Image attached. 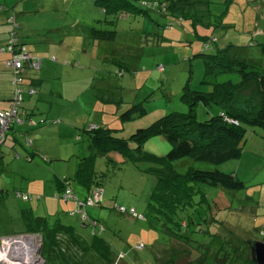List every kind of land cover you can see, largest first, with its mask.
<instances>
[{
    "label": "rangeland",
    "instance_id": "obj_1",
    "mask_svg": "<svg viewBox=\"0 0 264 264\" xmlns=\"http://www.w3.org/2000/svg\"><path fill=\"white\" fill-rule=\"evenodd\" d=\"M213 1L216 3L212 5L210 11L219 17L223 16L227 25L203 19V23L196 26L198 34L192 27L188 30V21L167 27L170 19L152 10L149 17L147 13L135 12L121 13V16L114 18L104 6L95 4L93 0H0L2 6L0 23L4 24V19L1 18L14 8L18 24L17 33L27 47L36 52L44 59L43 61L45 59L51 61L53 56L58 59V64L43 62L42 73L47 76L44 82L46 89L62 91L83 88L77 95V101L69 99L68 102L63 96L62 100L52 101L53 106L68 104V113L72 115L71 117L83 116L88 120L87 123L97 122L112 129V135L115 137L129 138L137 129L149 126L168 113L186 112L188 103L182 97L185 90L189 92L212 89L210 84L202 82L205 65L204 57L200 54L202 46L199 36H215L217 42L214 47L231 45L227 47L230 55L246 60L250 57L254 65L264 69V55L259 45L264 43V0H232L230 4H224V0ZM106 18H112L115 23L105 22ZM207 23L210 24L207 26ZM91 27L98 30H115L116 37L112 41L94 42L88 32ZM147 31L162 34L165 37L163 44H156L153 38L149 37V44L144 43ZM209 52H212V49L207 53ZM64 61H67V64L64 65ZM118 67L123 70L122 75L114 73ZM240 78V74L234 70L215 76V80L220 83L227 80L237 83ZM185 87L187 89H184ZM255 93L253 85H246L245 91L236 93L239 99L237 103H252ZM47 98L53 96L47 95ZM138 105L144 108L143 114L133 113L130 119L121 116L127 108ZM134 110L136 108L131 112ZM218 111L219 108L214 103H198L195 109L196 120H205ZM57 119L62 124L71 123L63 116H58ZM44 124L54 125L51 121ZM81 126L74 127L70 135L69 132L61 133L59 140L62 142L63 153L60 157H52L54 154L52 152L50 156L37 153L30 162L23 155L16 158L13 152L8 153L5 167H0L4 185L2 190H5L7 195L5 201L10 202L9 204L15 208L25 206L27 200L24 202L17 199L14 191L24 186L26 180L37 179L44 183V186L32 187L35 185L32 183L31 187L36 191L30 194L31 199H34V209L42 213L44 199L36 200L39 198L38 195L44 198L51 197L58 202L52 196L53 191L48 193L47 190L53 185L54 180L62 186V175L70 179L75 194L83 198L88 194V189L85 184L75 180L73 175L79 168L81 160L91 156L90 165L101 179L105 202H113L116 199L128 207L136 205L137 210H145L147 197L156 183V177L148 172V167L152 164L145 161L139 163L123 161V156L117 152H111L108 156L92 152L89 138ZM53 130L54 128L45 132ZM261 132L264 133V127H246L245 138L240 143L242 154L237 159L215 165L183 157L174 161V168L178 172H185L188 168H217L224 172L232 171L234 174L238 172L237 178L240 179H253L255 176L264 178V138ZM51 136L55 139L43 145L55 148L57 135ZM21 143L25 144V136L20 137ZM169 148L170 144L160 135H152L143 142L145 151L159 156L166 154ZM93 153L95 154L92 156ZM190 161L193 165L189 163ZM86 167H90L89 163ZM255 184L250 183L236 192L219 186L201 184V189L207 196L203 202L204 206L211 211L215 219L210 225V231L218 233V237H214L211 249L219 247L222 239L220 237L227 238V243L235 244L239 249H248L256 240L264 242V203H258L259 196H256L258 188L255 189ZM252 193L254 198L251 197ZM243 195H246V198ZM257 203L259 215L258 213L254 215L252 213L257 212ZM73 210L66 206L52 208L47 217L49 220L58 218L64 224L74 225L80 234L90 235L92 226H81L78 214L69 215ZM86 211L105 227L102 235L110 243L114 253L123 251L130 257L131 247H136L139 250L138 255L142 257L146 254L147 248L151 249L148 245L153 243L151 252L156 257L157 264L165 262L169 257L168 247L163 246L164 243L169 245V242H165L167 236L148 228L147 221L118 214L104 205L87 207ZM2 212L3 205L0 206V215ZM17 226L4 224L2 215L0 216V236L22 231V227L19 229ZM12 236L19 239L14 241L15 243L10 241V248L11 246L12 249L16 246L20 248L18 241L22 243L26 241L31 248L30 251L27 249L28 253L36 257L34 260L38 259L36 264L43 263L39 254L41 246L39 235ZM140 245H144L143 252L139 248ZM229 247L226 246L227 249ZM213 252L210 251L204 264H217L211 255ZM91 260L92 264H108L99 261L95 256ZM81 261L85 264L90 262L87 259ZM145 264H153L151 258Z\"/></svg>",
    "mask_w": 264,
    "mask_h": 264
},
{
    "label": "trees",
    "instance_id": "obj_2",
    "mask_svg": "<svg viewBox=\"0 0 264 264\" xmlns=\"http://www.w3.org/2000/svg\"><path fill=\"white\" fill-rule=\"evenodd\" d=\"M93 2L104 6L105 10L109 11L114 18L121 16V13L135 14V12L147 13L149 17L150 12L153 11L170 19L167 27L188 21V30L192 27L197 34L199 31L196 26L203 23V19H208L209 22L214 21L219 25H227L223 16L220 15L219 17L210 11L212 5L216 3L213 0H93ZM225 3L230 4L232 0H224ZM0 10H2V6H0ZM4 17L7 36L4 43L0 45V48H3L0 53L7 55L5 63L11 73L9 81L11 95L7 106L9 107L15 86L11 83L14 69L8 61L22 50L32 57L39 56L32 54L26 43L19 37L15 9L12 8L7 11ZM104 21L115 23L112 18H106ZM154 23L158 25L156 21ZM208 24L210 23L206 25L208 26ZM88 32L89 37L94 42L112 41L116 37L115 30H98L91 27ZM146 34L147 38L144 43L149 44V37L153 38L156 44H163L165 37L159 32L149 33L147 31ZM199 39L202 46L200 54L204 57L205 65V76L202 82L210 84L212 89L210 91H190L188 89L189 92L185 90L182 97L188 103L186 112L168 113L149 126L137 129L129 138L115 137L112 135V129L97 122H89L85 124V128L83 127L89 138L92 152L104 156H108L111 152H117L123 156V161L127 160L132 163L145 161L152 164L148 167V172L156 177V183L147 197L145 210H137L136 205L128 207L115 198L113 202H105L101 179L90 165L92 159L89 156L81 160L79 168L73 175L75 180L85 184L88 194L79 198L69 185L70 179L64 177L62 180L64 189L55 193L54 197L75 202L74 210L69 212V215L78 214L83 227L91 225L90 235L80 234L74 225L64 224L58 218L49 220L48 217L33 215L26 210L23 211L22 215V231L3 236L14 234L39 235L41 238L39 254L43 259V264H85L81 261L82 259L90 260L88 264H92L91 258L93 256L108 264H122L125 261H128L129 264H145L150 258L153 264H157L156 257L151 252L153 243L148 245L151 249L147 248L146 254H143L142 257L138 255L139 250L136 247H131L130 257L128 253L123 251L114 253L110 243L102 235L105 227L101 226L99 221L86 211L87 207L104 205L118 214L147 221L148 228L160 231L167 236L165 242H169V245L164 243L163 246L168 247L167 250L170 254L165 262L159 264H204L210 251H214L211 255L217 264H253L250 259L249 247L248 249H239L235 244L227 243L228 239L225 237H220L222 239H220L217 249H211L214 237H218V233L210 231V225L215 222V219H213L211 211L204 206L203 202L206 201L207 196L202 191L201 184L219 186L225 190L236 192L244 189L250 183H255L254 180L246 181L237 178V175L232 171L224 172L217 168H188L185 172H178L173 163L180 158L188 157L190 160L217 165L240 157L242 154L240 143L245 138L246 127H264V69L254 65L250 57L246 60L230 55L227 47L231 45L222 48L214 47L217 42L215 36L201 35ZM259 45L261 53L264 55V43ZM211 49L212 52L207 53ZM39 58L41 63L42 59ZM51 61L56 62L57 58L53 56ZM63 63L65 64L66 61ZM39 68L31 67L29 62L23 63L22 70H19L22 76V81L19 83L22 93L25 88L26 72ZM232 70L240 74L241 80L239 82L234 83L227 80L220 83L215 80L217 74ZM122 72L123 70L118 67L114 73L122 75ZM248 84L253 85L256 92L252 103H237L239 99H237L236 93L245 91ZM27 90L34 92L33 88L30 89V87ZM198 103H214L219 111L205 120L198 121L195 114ZM134 108L136 110L131 112ZM20 109L22 111V114L19 115L20 121L11 123L8 130L13 124L24 120L23 100ZM144 112L142 106H132L123 111L121 116L124 119H130L133 113L143 114ZM44 121L41 119L36 122L33 119H27L29 126L44 123ZM52 122L55 123L56 121ZM152 135H160L170 144L166 154L159 156L143 149L144 140ZM261 136L264 138V133ZM27 138L25 136V145H30L31 140ZM107 161H111V159H107ZM88 163L89 168L86 167ZM189 163L193 165L192 161ZM66 188H69L76 200L82 203L81 207L77 206L75 200L56 196V194L60 195ZM98 192L101 195L100 198L87 205V199H93ZM76 209L81 211L78 212ZM176 241L180 243L178 244ZM140 246V250L143 252L145 250L144 245ZM226 246H230L229 249ZM126 258L127 260H125Z\"/></svg>",
    "mask_w": 264,
    "mask_h": 264
},
{
    "label": "crops",
    "instance_id": "obj_3",
    "mask_svg": "<svg viewBox=\"0 0 264 264\" xmlns=\"http://www.w3.org/2000/svg\"><path fill=\"white\" fill-rule=\"evenodd\" d=\"M1 19H4L5 17L3 16ZM7 33H6V25L0 23V45H2L6 39ZM28 50L34 54L39 56L36 52H33L31 49L28 48ZM7 55L4 53H0V110L6 109L8 106V101L11 95V87H10V78H11V73L10 70L6 67L5 59ZM40 57V56H39ZM42 59V58H41ZM42 59L40 68L36 70H28L26 72V78H25V88L22 93V100H23V109L25 110V115L23 117V121L20 123L13 124L11 128L8 130L6 139L5 141L0 145V167H5V158L8 153L13 152L15 157H19L20 155H23L28 161H32V158L34 155L37 153H41L45 156H50V152L54 153L52 157L55 156H61V153H63L62 150V142L61 139L59 140V137L62 132H69V135L72 134L74 127H77L79 125H82L81 127H84L85 124H87L86 118L79 117V116H73L68 113V104L62 105L58 104L53 106L54 104L52 101L55 100H62L65 97V100L70 102L72 101H77L78 100V94L82 92V89H71V90H65L62 89V91H56L52 89H46L47 87L44 86V82H46L47 76H44L42 73V67H43V62H53L50 60L45 59L43 61ZM253 62V61H252ZM56 64L59 63L58 59ZM67 64V61L66 63ZM64 64V65H65ZM30 87L33 88L34 92H30L27 90ZM77 89V91H76ZM47 95H52L53 98H47ZM64 96V97H63ZM70 99V100H69ZM66 114V115H63ZM27 118H26V117ZM58 116H63L66 118L67 121H70L71 123H61L57 117ZM33 119L34 121H39L41 119L46 121H56L54 125H46L44 123H39L36 125L29 126L27 123V119ZM53 123V122H52ZM94 123V122H93ZM96 123V122H95ZM52 128H54L53 131L46 133L45 131H50ZM263 132H261V135ZM51 135H57V145L56 149L54 147H45L43 144H46L47 142L53 141L55 137ZM22 136H27V139L31 140L30 145H23L22 143L20 144V137ZM23 141V139H22ZM67 146V143H66ZM65 146V148H66ZM73 152V151H72ZM44 157V156H43ZM260 173V172H259ZM236 175H238V172H236ZM67 176L62 175L61 176V182ZM2 176H0V206L3 205V212H2V218L3 222L6 225H18L19 229L22 227L23 228V221H22V215L23 211H29L33 215L37 216H44L47 217V213H50L52 208H63V207H68V208H74V202L70 200H62V199H56L58 202L54 201L51 197H45L38 195V199H44L43 202V212L47 211L46 213H41L38 212L36 209H34L33 205V200L32 194H30L34 190L32 187L33 186H44V183L41 181H38L37 179H28L26 180L24 186H20V189L15 190L14 192L20 191L23 193H27L30 197V199L27 200L26 205H20L17 208L12 207L9 203L5 201L7 198H5L7 195L4 192L5 190H2L4 185H3V179H1ZM243 179V178H241ZM244 180L249 181V180H254L256 183V188H258V193L256 196H259L258 203H264V178H259L258 176L252 178H245ZM34 183L35 185L31 184ZM63 183V182H62ZM70 185V182H69ZM71 186V185H70ZM64 189V185L59 184L56 180H54V183L51 187H48L47 192L51 193L52 196L54 197L55 193H58ZM244 197L246 195H243ZM16 197V196H15ZM251 197L254 198V193L251 194ZM246 198V197H245ZM20 201H24L20 199L19 197L17 198ZM30 200V201H29ZM63 201L65 203H63ZM26 202V201H24ZM30 202V203H28ZM48 202V203H47ZM258 203L256 204L257 212H251L254 215H259V205ZM54 205V206H53ZM38 212V213H37ZM262 212V211H261ZM0 215V216H1ZM264 215V214H263ZM263 219V218H262ZM6 235V234H5ZM8 235V234H7ZM123 264H129L128 261H125Z\"/></svg>",
    "mask_w": 264,
    "mask_h": 264
},
{
    "label": "built area",
    "instance_id": "obj_4",
    "mask_svg": "<svg viewBox=\"0 0 264 264\" xmlns=\"http://www.w3.org/2000/svg\"><path fill=\"white\" fill-rule=\"evenodd\" d=\"M10 47V46H8ZM3 48H0V51H2ZM29 62L31 67L37 68L40 65V58L39 57H32L27 52L22 50L20 53L15 54L12 59L8 61L9 65H11L14 69V74L11 83L15 86L13 91V99L6 109L0 110V144L3 142L5 134L9 128V125L14 122H19L20 118L19 115L22 114V111L20 109L21 101H22V89L19 87V83L22 81V76L19 72V70H22L23 63ZM15 195L22 200H28L30 199L29 195L27 193L23 192H16ZM61 198L64 199H71L76 200L75 196L73 195L72 191L69 188H66L60 195ZM100 193L98 192L95 194L93 199H87L86 204L90 205L93 200H96L97 198H100ZM77 206L81 207L82 203L77 201ZM76 211L80 212V209H76ZM35 235V234H33ZM19 236V235H17ZM16 236H2L0 237V246L4 243L6 245H10L11 242L17 241L19 238H14ZM15 243V242H14ZM21 245L20 248L13 247V249L10 248V246L6 247L5 249H0V264H36L37 260H34V257L32 253H28L30 251L29 244L25 241L24 243L19 242ZM17 245V244H15ZM141 246H139L140 248ZM24 248V249H21ZM29 249V251L27 250ZM117 264V263H115Z\"/></svg>",
    "mask_w": 264,
    "mask_h": 264
},
{
    "label": "water",
    "instance_id": "obj_5",
    "mask_svg": "<svg viewBox=\"0 0 264 264\" xmlns=\"http://www.w3.org/2000/svg\"><path fill=\"white\" fill-rule=\"evenodd\" d=\"M250 259L253 264H264V242L254 241L249 246ZM43 264V263H42Z\"/></svg>",
    "mask_w": 264,
    "mask_h": 264
},
{
    "label": "bare ground",
    "instance_id": "obj_6",
    "mask_svg": "<svg viewBox=\"0 0 264 264\" xmlns=\"http://www.w3.org/2000/svg\"><path fill=\"white\" fill-rule=\"evenodd\" d=\"M231 122H233V121H231ZM9 245H6L5 246V244L3 243L1 246H0V249H5L6 247H8ZM11 249H12V246H11Z\"/></svg>",
    "mask_w": 264,
    "mask_h": 264
}]
</instances>
